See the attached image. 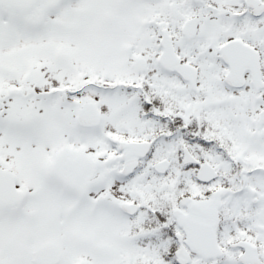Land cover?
I'll use <instances>...</instances> for the list:
<instances>
[{
  "label": "snow or ice",
  "instance_id": "1",
  "mask_svg": "<svg viewBox=\"0 0 264 264\" xmlns=\"http://www.w3.org/2000/svg\"><path fill=\"white\" fill-rule=\"evenodd\" d=\"M0 264H264V0H0Z\"/></svg>",
  "mask_w": 264,
  "mask_h": 264
}]
</instances>
